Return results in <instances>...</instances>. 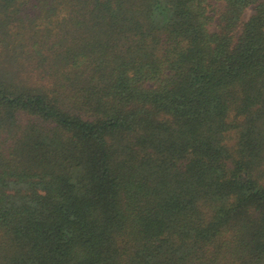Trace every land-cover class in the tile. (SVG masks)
I'll use <instances>...</instances> for the list:
<instances>
[{"label":"trees","instance_id":"16d2710c","mask_svg":"<svg viewBox=\"0 0 264 264\" xmlns=\"http://www.w3.org/2000/svg\"><path fill=\"white\" fill-rule=\"evenodd\" d=\"M0 264H264V0H0Z\"/></svg>","mask_w":264,"mask_h":264},{"label":"rangeland","instance_id":"374dc122","mask_svg":"<svg viewBox=\"0 0 264 264\" xmlns=\"http://www.w3.org/2000/svg\"><path fill=\"white\" fill-rule=\"evenodd\" d=\"M212 28H213V29L216 28V24H215V23L212 24Z\"/></svg>","mask_w":264,"mask_h":264}]
</instances>
